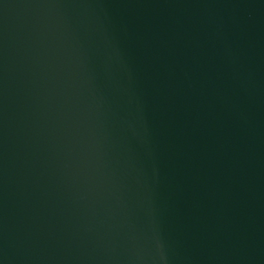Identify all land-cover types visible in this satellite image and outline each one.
<instances>
[{
    "label": "water",
    "instance_id": "1",
    "mask_svg": "<svg viewBox=\"0 0 264 264\" xmlns=\"http://www.w3.org/2000/svg\"><path fill=\"white\" fill-rule=\"evenodd\" d=\"M0 264H264V0H0Z\"/></svg>",
    "mask_w": 264,
    "mask_h": 264
}]
</instances>
